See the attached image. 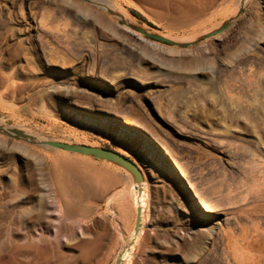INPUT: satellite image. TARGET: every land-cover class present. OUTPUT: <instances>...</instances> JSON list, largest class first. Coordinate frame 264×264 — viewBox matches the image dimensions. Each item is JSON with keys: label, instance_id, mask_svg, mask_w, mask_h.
Segmentation results:
<instances>
[{"label": "rangeland", "instance_id": "rangeland-1", "mask_svg": "<svg viewBox=\"0 0 264 264\" xmlns=\"http://www.w3.org/2000/svg\"><path fill=\"white\" fill-rule=\"evenodd\" d=\"M0 73V264H116L134 238L130 172L46 141L142 171L123 264H264V0H0Z\"/></svg>", "mask_w": 264, "mask_h": 264}, {"label": "water", "instance_id": "water-1", "mask_svg": "<svg viewBox=\"0 0 264 264\" xmlns=\"http://www.w3.org/2000/svg\"><path fill=\"white\" fill-rule=\"evenodd\" d=\"M84 2H89L90 0H81ZM130 28L136 29L139 33L143 34L144 36L148 38H152L154 40L163 42L168 45L176 46V47H185V46H190L193 45L194 43H179L176 42L172 39L163 37L161 35H157L154 33H151L147 30H145L142 27L139 26H133L129 25ZM228 28V23L223 24L220 28L210 32L207 35H204L203 37L200 38L199 41L210 39L217 37L218 35L222 34L226 29ZM13 133L25 137V134L18 130H13ZM42 146L45 147H50L53 149H58V150H63L66 152H71V153H76V154H81L85 156H90L94 157L96 159L100 160H105L111 163H114L123 169L127 170L130 172V174L133 176L134 183L139 185V193L143 192V183H144V175L138 165L130 160L129 158L125 157L124 155L115 152L113 150L105 149V148H98V147H93V146H84V145H74V144H67L63 142H55V141H46L41 143ZM167 160L168 157H166ZM170 161V160H169ZM142 209L139 207L137 208V217H136V223H135V228H134V238L131 241V244L127 247H125L119 256V259L117 260L116 264H123V255L125 253V250L129 249L131 246L135 245L136 239L140 234L141 228H142Z\"/></svg>", "mask_w": 264, "mask_h": 264}, {"label": "bare ground", "instance_id": "bare-ground-1", "mask_svg": "<svg viewBox=\"0 0 264 264\" xmlns=\"http://www.w3.org/2000/svg\"><path fill=\"white\" fill-rule=\"evenodd\" d=\"M125 14V13H124ZM125 18H126V21H127V24L128 25H133V26H138L139 24H138V22H135L134 21V19H133V17H131L130 15H128L127 13H126V15H125ZM137 21V20H136ZM87 23V22H86ZM139 26H141V25H139ZM125 28V27H124ZM127 28H128V32L130 33V35H132L134 38H136V39H138V40H140V41H142V42H147L148 40H146L145 38H144V36H143V34H141V33H139L136 29H133V28H130L129 26H127ZM24 33V32H23ZM262 38V37H261ZM263 39V38H262ZM149 60V59H148ZM152 61V60H151ZM152 62H154V61H152ZM1 74V73H0ZM197 76V73L196 72H194L193 73V75L192 76ZM196 78V77H195ZM10 84V83H9ZM15 87V86H14ZM72 95V94H71ZM71 95H67L66 97H67V100L69 99V100H72L73 99V96H71ZM130 124V123H129ZM3 150H2V153H6L7 151H8V149H6V147L5 148H2ZM9 152V151H8ZM1 152H0V154H2ZM11 153V152H10ZM25 155V154H24ZM180 166V165H179ZM170 171L172 172V173H174V170H173V168L170 166ZM179 170H180V173H181V175H183L184 177L186 176V174L184 173V171H183V169H182V167L180 166V168H179ZM175 174V173H174ZM177 181H180V179L179 178H177ZM138 187H137V185L134 183L132 186H131V189H132V194H133V198L134 199H136V203H137V205L136 206H138V208L140 207V208H143L141 205H140V203H139V189H137ZM187 192H189V191H187ZM195 195L198 197V194H196L195 193ZM141 200V199H140ZM144 203V201H141V203ZM142 203V204H143ZM145 205V204H144ZM198 205H200V207H202V209L204 210V211H207V212H210L212 209H210L211 208V206H209V204H206V203H203V202H200V204H198ZM213 208V207H212ZM143 210V209H142ZM214 210V209H213ZM212 210V211H213ZM218 223V222H217ZM219 225V224H218ZM215 229H217V231H218V228L216 227ZM141 234V233H140ZM127 253L128 252H125V256L127 255ZM124 256V257H125ZM130 256V252H129V254H128V256H127V258ZM124 257H123V259H124ZM129 260V259H128ZM124 261V260H123ZM129 262V261H128Z\"/></svg>", "mask_w": 264, "mask_h": 264}, {"label": "crops", "instance_id": "crops-1", "mask_svg": "<svg viewBox=\"0 0 264 264\" xmlns=\"http://www.w3.org/2000/svg\"><path fill=\"white\" fill-rule=\"evenodd\" d=\"M75 189V187L73 186V190ZM103 194H105L104 192H103Z\"/></svg>", "mask_w": 264, "mask_h": 264}, {"label": "trees", "instance_id": "trees-1", "mask_svg": "<svg viewBox=\"0 0 264 264\" xmlns=\"http://www.w3.org/2000/svg\"><path fill=\"white\" fill-rule=\"evenodd\" d=\"M134 15H136V16H137L138 14L134 13Z\"/></svg>", "mask_w": 264, "mask_h": 264}]
</instances>
